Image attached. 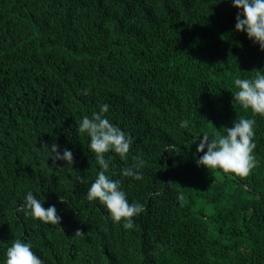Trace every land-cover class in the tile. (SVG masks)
Masks as SVG:
<instances>
[{
    "label": "trees",
    "instance_id": "trees-1",
    "mask_svg": "<svg viewBox=\"0 0 264 264\" xmlns=\"http://www.w3.org/2000/svg\"><path fill=\"white\" fill-rule=\"evenodd\" d=\"M237 11L231 0H0V262L21 239L43 264H264V116L232 96L237 76L264 71V51L235 31ZM103 104L133 140L126 160L106 154L107 175L144 206L132 230L86 198L100 169L78 127ZM239 117L256 121L250 174L198 167L200 134ZM54 144L72 167L43 166ZM138 161L141 181L121 177ZM29 191L59 225L18 211Z\"/></svg>",
    "mask_w": 264,
    "mask_h": 264
},
{
    "label": "clouds",
    "instance_id": "clouds-1",
    "mask_svg": "<svg viewBox=\"0 0 264 264\" xmlns=\"http://www.w3.org/2000/svg\"><path fill=\"white\" fill-rule=\"evenodd\" d=\"M232 6L237 9L235 31L245 33L250 41L258 45L264 51V0H231ZM251 78L237 76L233 83L236 88L234 101L245 111L250 110L253 115L264 116V71H255ZM84 95L88 91L83 92ZM99 111L94 112L91 117H83L79 124L78 131L88 138V149L95 155V161L99 166L94 182L87 191V200L98 201L110 214L114 223L123 221L126 229L132 230L135 227L133 217L139 216L145 211L140 203H130L126 193L122 190L121 181L110 178L107 173L110 169L112 157L106 159V154L114 153L121 160H126L133 144L131 136L114 125L106 117L110 110L108 104L99 105ZM189 121L180 122L181 129L189 128ZM255 119L239 117L233 122L230 128H222L218 131L214 126L211 132L204 131L199 137L200 140L196 152L203 153L196 160L198 167L207 170H222L224 173H233L237 176L246 177L256 166L253 155L256 147L253 142ZM196 143L195 140L192 141ZM48 149L49 158L44 161L43 166L50 168L48 161L51 159L53 167L57 162H64L67 166L74 163L73 153L68 149L61 150L58 145H52ZM174 146L165 150L170 151ZM143 161H138L133 167H126L121 170V177L132 178L141 181L143 176L140 169ZM18 211L26 216L43 224L59 225L61 218L57 215L55 206L47 209L43 203L32 192H28L23 204ZM76 236H83L80 232ZM33 245L21 239H15L6 247L4 259L0 264H43L37 256Z\"/></svg>",
    "mask_w": 264,
    "mask_h": 264
}]
</instances>
